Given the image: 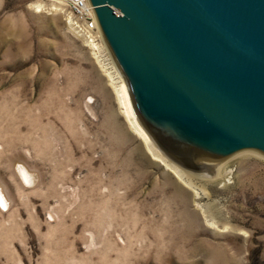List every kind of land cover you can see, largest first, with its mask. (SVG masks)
Segmentation results:
<instances>
[{"label": "rangeland", "instance_id": "obj_1", "mask_svg": "<svg viewBox=\"0 0 264 264\" xmlns=\"http://www.w3.org/2000/svg\"><path fill=\"white\" fill-rule=\"evenodd\" d=\"M69 17L0 0V264H264V158L179 179L120 114L102 39L96 60Z\"/></svg>", "mask_w": 264, "mask_h": 264}, {"label": "water", "instance_id": "obj_2", "mask_svg": "<svg viewBox=\"0 0 264 264\" xmlns=\"http://www.w3.org/2000/svg\"><path fill=\"white\" fill-rule=\"evenodd\" d=\"M133 114L183 171L264 158V0H87Z\"/></svg>", "mask_w": 264, "mask_h": 264}, {"label": "bare ground", "instance_id": "obj_3", "mask_svg": "<svg viewBox=\"0 0 264 264\" xmlns=\"http://www.w3.org/2000/svg\"><path fill=\"white\" fill-rule=\"evenodd\" d=\"M39 7V6H38ZM37 8V7H36ZM52 10H55L54 8H51ZM37 10V9H36ZM38 11H39V8H38ZM95 27L97 28V25H96V22H95ZM98 30V28H97ZM100 41H101V38H100ZM89 49L92 53V55L94 56V58L97 60L99 58V54L97 51L98 48H97V44H90L89 46ZM100 60V59H99ZM98 60V61H99ZM112 66V65H111ZM114 70L117 72V75L120 79L119 81V86L116 88V86L114 85L113 83V80L110 78L109 76V73L106 72V76H108L109 78V81L111 82L110 85L112 86V88H114L115 90V93L117 95V100H118V104H119V109L121 110L120 111V114L124 117L125 121L127 122L129 128L131 129V131L136 135L138 136V138L143 141V143L146 145V148L148 150L149 153H151L152 150H154V147L152 146L147 134L145 133V131L142 129V127L139 125L138 121L136 120L134 114H133V111H132V108H131V105H130V102H129V98H128V95H127V91H126V88H125V85H124V82L120 76V74L118 73L117 69L115 67H113ZM105 70V69H104ZM116 83V82H115ZM154 152H156L154 150ZM153 152V153H154ZM153 159L158 161L159 159L158 158H161V156L157 155V154H153ZM158 157V158H157ZM162 159V158H161ZM164 159V158H163ZM168 165V164H167ZM172 165V164H171ZM170 166V165H169ZM172 167V166H170ZM173 170L175 171L176 173V176L181 179L183 176H187L186 173L182 172V170H179L178 167H172ZM220 168L217 167L215 168V175H214V178L215 177H218L220 175ZM17 173L19 174V176L21 177V179H26L27 178V174L26 172L24 171V169L22 167H18L17 168ZM217 173V174H216ZM220 177V176H219ZM188 178V177H187ZM27 181V180H26ZM181 182V181H180ZM191 184V183H190ZM189 184V185H190ZM197 192V191H196ZM202 193H204L202 191ZM195 194V193H194ZM196 197V196H195ZM0 205H3L5 207V202H4V198L2 196V194L0 193ZM4 211V210H3Z\"/></svg>", "mask_w": 264, "mask_h": 264}, {"label": "built area", "instance_id": "obj_4", "mask_svg": "<svg viewBox=\"0 0 264 264\" xmlns=\"http://www.w3.org/2000/svg\"><path fill=\"white\" fill-rule=\"evenodd\" d=\"M42 4L58 3L68 8L70 16L67 23L75 31V33L82 38L83 43L89 47L90 44H96L97 39L100 40V34L95 27V19L87 0H34ZM42 9V8H40ZM43 10L47 12L46 7Z\"/></svg>", "mask_w": 264, "mask_h": 264}]
</instances>
